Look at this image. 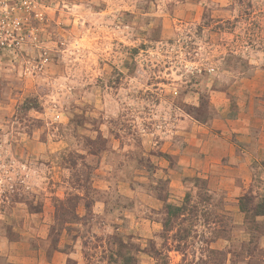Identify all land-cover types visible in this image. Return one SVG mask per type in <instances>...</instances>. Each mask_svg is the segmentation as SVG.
<instances>
[{
  "label": "rangeland",
  "instance_id": "1",
  "mask_svg": "<svg viewBox=\"0 0 264 264\" xmlns=\"http://www.w3.org/2000/svg\"><path fill=\"white\" fill-rule=\"evenodd\" d=\"M0 264H264V0H0Z\"/></svg>",
  "mask_w": 264,
  "mask_h": 264
}]
</instances>
